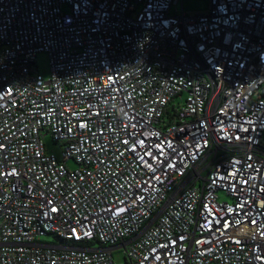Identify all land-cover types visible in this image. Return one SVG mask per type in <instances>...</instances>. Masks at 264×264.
<instances>
[{"label":"built area","instance_id":"1","mask_svg":"<svg viewBox=\"0 0 264 264\" xmlns=\"http://www.w3.org/2000/svg\"><path fill=\"white\" fill-rule=\"evenodd\" d=\"M207 1L0 0V264H264V0Z\"/></svg>","mask_w":264,"mask_h":264},{"label":"rangeland","instance_id":"2","mask_svg":"<svg viewBox=\"0 0 264 264\" xmlns=\"http://www.w3.org/2000/svg\"><path fill=\"white\" fill-rule=\"evenodd\" d=\"M184 1V10L187 13L195 14V13H203L208 9V1L207 0H183ZM67 6L65 7V10ZM178 11H181V4L178 6ZM37 66L39 68V73L42 74L45 78L49 79L51 75V65H50V57L47 53H40L36 58ZM45 144L47 150L49 152H54L59 157H62L61 149L58 144H55L51 137H47L45 140ZM66 164L72 168L76 169L77 164L72 159H68ZM56 238L53 235L47 237V241H54ZM71 245H73L71 243ZM118 259H120L118 257Z\"/></svg>","mask_w":264,"mask_h":264}]
</instances>
